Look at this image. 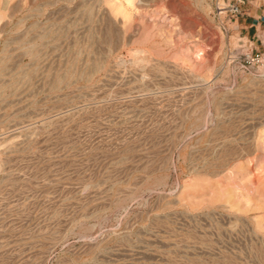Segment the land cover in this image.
Segmentation results:
<instances>
[{"label": "rangeland", "instance_id": "374dc122", "mask_svg": "<svg viewBox=\"0 0 264 264\" xmlns=\"http://www.w3.org/2000/svg\"><path fill=\"white\" fill-rule=\"evenodd\" d=\"M226 2L0 0V264H264V21Z\"/></svg>", "mask_w": 264, "mask_h": 264}, {"label": "crops", "instance_id": "0c3cea01", "mask_svg": "<svg viewBox=\"0 0 264 264\" xmlns=\"http://www.w3.org/2000/svg\"><path fill=\"white\" fill-rule=\"evenodd\" d=\"M245 12L246 15L242 17L239 23L242 27L248 28L249 31L255 30L256 35H259L261 22L264 21V15L260 17L261 12H264V0H248Z\"/></svg>", "mask_w": 264, "mask_h": 264}, {"label": "built area", "instance_id": "2783aa9c", "mask_svg": "<svg viewBox=\"0 0 264 264\" xmlns=\"http://www.w3.org/2000/svg\"><path fill=\"white\" fill-rule=\"evenodd\" d=\"M248 0H227L224 4H216L219 15L228 16V20H236L243 16L244 7ZM2 150V138L0 137V151Z\"/></svg>", "mask_w": 264, "mask_h": 264}, {"label": "bare ground", "instance_id": "6f19581e", "mask_svg": "<svg viewBox=\"0 0 264 264\" xmlns=\"http://www.w3.org/2000/svg\"><path fill=\"white\" fill-rule=\"evenodd\" d=\"M130 4H131V0H124V8H122L121 9V13H122V15H123V17L124 18H126L127 16H128V9H129V6H130ZM140 52H142V50H139L138 49V53H140ZM143 53V52H142ZM141 55V54H140ZM137 57H139V56H137ZM0 64H1V61H0ZM5 70V69H4ZM3 73V68H2V66L0 65V75ZM7 74V73H6ZM9 81V80H8ZM13 82H15V81H13ZM12 82V83H13ZM1 86L2 85H0V91H1Z\"/></svg>", "mask_w": 264, "mask_h": 264}]
</instances>
